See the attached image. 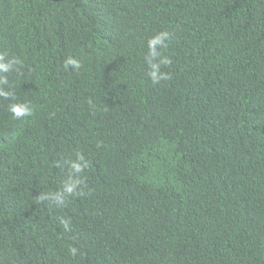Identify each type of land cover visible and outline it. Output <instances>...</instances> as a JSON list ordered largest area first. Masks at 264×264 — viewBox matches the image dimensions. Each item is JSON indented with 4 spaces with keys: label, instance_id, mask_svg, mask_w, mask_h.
<instances>
[{
    "label": "trees",
    "instance_id": "16d2710c",
    "mask_svg": "<svg viewBox=\"0 0 264 264\" xmlns=\"http://www.w3.org/2000/svg\"><path fill=\"white\" fill-rule=\"evenodd\" d=\"M0 56V264H264V0H0Z\"/></svg>",
    "mask_w": 264,
    "mask_h": 264
},
{
    "label": "clouds",
    "instance_id": "9594fccd",
    "mask_svg": "<svg viewBox=\"0 0 264 264\" xmlns=\"http://www.w3.org/2000/svg\"><path fill=\"white\" fill-rule=\"evenodd\" d=\"M170 34L168 32H161L152 37L148 41V49H149V66L150 71L148 73L153 84L159 83L162 79H167V74L161 73L159 71L160 64H168L170 61L166 58H162L159 63H153V61L160 55L157 52V45H163V47H167L165 41L169 39ZM19 61L16 59L4 61V58L0 56V73H8L14 67V65L18 64ZM71 65L73 69H79L81 67L80 62L73 59L68 58L65 61V68ZM8 80L5 76H0V86L7 85ZM0 96L5 98L14 97V94L11 91H6L3 87H0ZM9 111L16 117L20 118L23 116H30L32 114L31 108L28 104L21 103H11L9 105ZM69 165V177L64 182L63 188L61 191L54 193L50 196V199L53 200L56 204L60 205L65 202V199L69 196H73L78 194L77 189L79 185L82 183V180L79 177V174L84 171L87 167V162L85 161L83 156H78L77 161L66 162ZM46 197H41V199H45ZM73 253H75V249H73Z\"/></svg>",
    "mask_w": 264,
    "mask_h": 264
}]
</instances>
